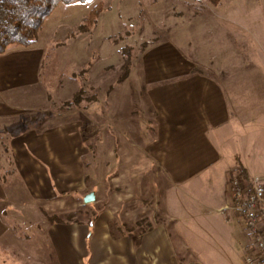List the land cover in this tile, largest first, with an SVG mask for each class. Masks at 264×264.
Segmentation results:
<instances>
[{
	"label": "crops",
	"instance_id": "0c3cea01",
	"mask_svg": "<svg viewBox=\"0 0 264 264\" xmlns=\"http://www.w3.org/2000/svg\"><path fill=\"white\" fill-rule=\"evenodd\" d=\"M207 29L199 35L200 43L164 39L141 56L136 79L146 89L139 95L145 103L135 99L134 118L119 119L127 130H121L120 176L131 187L120 200L110 194L108 206L93 222L50 223L46 216L84 206L93 213L101 202L96 172L88 168L91 182L86 181L90 154L82 121L56 115L42 130L24 124L18 134L6 131L4 143L0 141V264H27L33 237L46 244L39 258L48 256L50 246L51 264H244L251 237L235 220L241 217L229 209V180L239 167L251 180L264 178L251 162L264 161V66L258 78L255 61L241 60L227 30L217 39ZM41 39L40 33L32 46L0 55V120L8 122L6 129L18 125L22 116L48 109L52 84L45 81L44 68L54 48L52 39ZM72 65V79L58 87L62 92L77 90L79 69ZM112 113L109 106L102 117L92 111L89 117L111 122ZM145 123L154 130L148 152H133L127 139L141 138ZM259 143L263 148L255 155ZM145 161L155 164L152 175H145L152 167ZM110 176L109 171L103 177ZM91 192L96 200L85 204ZM133 205L135 210L127 211ZM118 218L123 221L116 226ZM133 218L148 219L151 228L128 231ZM188 222L195 228L185 240L173 238L168 225Z\"/></svg>",
	"mask_w": 264,
	"mask_h": 264
},
{
	"label": "rangeland",
	"instance_id": "374dc122",
	"mask_svg": "<svg viewBox=\"0 0 264 264\" xmlns=\"http://www.w3.org/2000/svg\"><path fill=\"white\" fill-rule=\"evenodd\" d=\"M209 14L211 15L205 19L206 24L203 25L205 22L203 19ZM204 28L210 29L214 38L217 39L221 31L227 30L229 42L234 44L241 60H254L256 76L263 77L264 0H222L216 5H211L207 0H87L72 4L61 3L47 17L40 33L42 41L52 39L51 45L54 48L44 68L45 81L52 84L49 86L48 109L44 112L22 116L18 119V125L7 129L5 126L8 122L0 120V139L3 138L0 141L4 143L6 131L18 134L26 125H37L36 128L42 130L56 118V115H63L67 120L72 118L81 120L83 125L81 132L85 136L90 154L89 159L85 161L86 181L87 184L91 182L88 177L89 168L96 172L101 189L98 192L101 202L92 210L93 213L86 212L84 206L73 213L64 215L47 213V219H66L68 215H71L75 222L77 220L88 221L92 216L96 219L98 214L105 210L106 205L108 206L110 194L114 195L116 200L125 197V190L131 186L125 185L124 179L120 176V147L125 137L121 135L123 128L120 126L119 119L120 116L134 118L135 99L145 103V97L139 95L142 91L145 94L146 89L140 87L141 83L136 79L141 73L139 69L141 56L150 45L164 39L172 38L180 43L181 39L186 38L191 44L196 40L200 43L201 36L199 35ZM196 37H199V40L195 39ZM56 42H60V45L56 46ZM196 48L193 53L197 54ZM215 49L212 50L214 56L216 55ZM72 63H75L79 69L75 74L77 90L68 87L65 92H62L59 89L60 86L72 79L70 73L75 72L72 71ZM92 71L93 74L101 71L103 75L101 74L100 78H94L89 76ZM136 90L139 93H135ZM131 96L132 103H129ZM109 106L113 108L111 122L104 121L103 118L94 121L89 117V111L102 117ZM146 119L145 115V122ZM259 130L260 127L257 126L256 142L260 139L258 138ZM141 134V138L135 136L126 138L132 146L129 149L134 152L138 148L147 153V142L153 137L154 130L145 123L141 128ZM262 148L260 143L257 144L255 155ZM251 162L254 167L260 168V173L264 175V161L253 160ZM131 163L133 164L130 162L129 166ZM147 163L152 164V167L145 174L146 176L153 174L155 166L151 161H145V164ZM244 170L243 167H239L235 172L237 171L236 175L248 187L252 180L248 177L250 180L246 181L244 176H241L240 172ZM109 171L111 176L105 179L103 176ZM234 175L235 173L230 176L229 188ZM134 202L135 200L133 204ZM133 208L134 205L127 211H134ZM148 212L144 216L149 215ZM85 213L89 217H85ZM133 215L135 214L131 216ZM149 218L151 219L150 216ZM235 220L241 230H247L243 219L235 218ZM121 221H123L121 218L115 220L116 226H119ZM128 224L130 225L127 230L130 232L148 231L147 227L151 228V222L149 223L148 219L137 221L133 218V221L130 223L129 220ZM191 224V222H188L186 226L169 224L168 227L173 233V238L179 236L185 240V235H189V229L194 230L195 228ZM138 225L142 227L137 228ZM32 240L29 244L33 257L31 261L26 259L27 264L29 261L31 264H51L50 246L46 250L48 256L44 254V258H39V254L45 251L46 244L38 241V237L36 239L33 237ZM250 243H252L251 238ZM187 260L190 261V258Z\"/></svg>",
	"mask_w": 264,
	"mask_h": 264
},
{
	"label": "trees",
	"instance_id": "16d2710c",
	"mask_svg": "<svg viewBox=\"0 0 264 264\" xmlns=\"http://www.w3.org/2000/svg\"><path fill=\"white\" fill-rule=\"evenodd\" d=\"M87 0H0V55L16 48H28L35 44L47 17L61 3L72 4ZM216 5L222 0H207ZM241 176L248 181L245 170ZM250 180V179H249ZM89 217L88 214L84 215ZM94 216L89 219L93 222ZM50 223H73L72 216L48 219ZM77 223L80 220L76 221Z\"/></svg>",
	"mask_w": 264,
	"mask_h": 264
},
{
	"label": "built area",
	"instance_id": "2783aa9c",
	"mask_svg": "<svg viewBox=\"0 0 264 264\" xmlns=\"http://www.w3.org/2000/svg\"><path fill=\"white\" fill-rule=\"evenodd\" d=\"M229 191V209L245 221L252 241L244 264H264V178L252 179L247 187L234 175Z\"/></svg>",
	"mask_w": 264,
	"mask_h": 264
},
{
	"label": "water",
	"instance_id": "95a60500",
	"mask_svg": "<svg viewBox=\"0 0 264 264\" xmlns=\"http://www.w3.org/2000/svg\"><path fill=\"white\" fill-rule=\"evenodd\" d=\"M96 200V196H95V193L94 192H91L89 194H87L84 198V203L85 204H90V203H93L95 202Z\"/></svg>",
	"mask_w": 264,
	"mask_h": 264
}]
</instances>
